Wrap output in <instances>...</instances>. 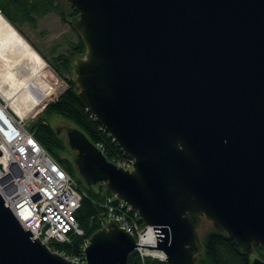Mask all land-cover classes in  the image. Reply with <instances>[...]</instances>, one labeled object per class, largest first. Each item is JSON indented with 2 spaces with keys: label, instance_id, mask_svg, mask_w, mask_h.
I'll list each match as a JSON object with an SVG mask.
<instances>
[{
  "label": "water",
  "instance_id": "95a60500",
  "mask_svg": "<svg viewBox=\"0 0 264 264\" xmlns=\"http://www.w3.org/2000/svg\"><path fill=\"white\" fill-rule=\"evenodd\" d=\"M66 1L85 45L71 64L77 96L133 159L124 169L52 117L84 182L135 210L167 264H196L202 216L244 253L264 249V0ZM31 234L0 195V264H79ZM135 253L116 220L83 250L85 264Z\"/></svg>",
  "mask_w": 264,
  "mask_h": 264
},
{
  "label": "trees",
  "instance_id": "16d2710c",
  "mask_svg": "<svg viewBox=\"0 0 264 264\" xmlns=\"http://www.w3.org/2000/svg\"><path fill=\"white\" fill-rule=\"evenodd\" d=\"M0 12L22 35H24V26L35 28L38 20L48 13L60 15L62 21H67L74 31L71 17L77 13L71 6L68 12H63L60 0H0ZM75 34L77 38L75 42L68 41L65 51H58L57 47H53L50 50L52 56L49 58L37 49L48 60L55 73L67 83V87L46 104L39 118L30 125L29 129L39 144L74 179L81 195L74 216L83 233L73 235L69 242L52 240L49 243L53 251L68 258L81 257L84 242L104 226L107 216L105 201L111 192L104 182L86 184L72 159L62 156L63 153L70 152V148L66 138L58 135L52 128L50 117L59 116L78 127L93 143L101 147L109 161L117 163L126 158L119 145L77 96L78 88L71 72V64L74 57L84 53L85 45L80 35L76 32ZM137 222L140 227L144 226L141 220ZM200 241L201 249L196 255V264H251L253 255L264 260V249L259 244L253 243V254L248 255L234 239L213 227L204 232ZM130 264H167V262L158 257L150 255L141 257L135 253Z\"/></svg>",
  "mask_w": 264,
  "mask_h": 264
},
{
  "label": "built area",
  "instance_id": "2783aa9c",
  "mask_svg": "<svg viewBox=\"0 0 264 264\" xmlns=\"http://www.w3.org/2000/svg\"><path fill=\"white\" fill-rule=\"evenodd\" d=\"M6 130L5 133L0 126V150L3 151L0 156L6 162L5 170L0 172V195L4 203L21 226L31 231L32 238L37 237L47 245L52 240L69 242L73 235H81L83 231L74 216L81 195L74 179L39 144L23 122L7 126ZM132 162L133 159L126 156L116 164L131 170ZM105 205L104 225L116 220L125 231L134 235L136 242L141 238L156 240L153 228L145 224L140 227L138 213L122 199L111 193ZM87 244L88 240L84 242L83 250ZM136 253L141 257L150 255L164 259L160 251H150L139 245ZM81 257L70 259L85 264L84 254Z\"/></svg>",
  "mask_w": 264,
  "mask_h": 264
},
{
  "label": "bare ground",
  "instance_id": "6f19581e",
  "mask_svg": "<svg viewBox=\"0 0 264 264\" xmlns=\"http://www.w3.org/2000/svg\"><path fill=\"white\" fill-rule=\"evenodd\" d=\"M54 92L45 61L0 12V126L5 133L7 126L21 124ZM155 242L141 238L136 247L158 251L150 249Z\"/></svg>",
  "mask_w": 264,
  "mask_h": 264
},
{
  "label": "rangeland",
  "instance_id": "374dc122",
  "mask_svg": "<svg viewBox=\"0 0 264 264\" xmlns=\"http://www.w3.org/2000/svg\"><path fill=\"white\" fill-rule=\"evenodd\" d=\"M60 1H61V10L65 13L68 12L69 6H70L68 2L66 0H60ZM23 31H24V35H22L19 31L18 32L30 43V45L36 50L39 56L45 61L46 71L51 77V82L54 84V90H55V92L48 99H46L42 105L38 106L34 110V112H32L28 116V118L24 119L23 121L21 120L24 123V126L29 130L30 125L34 123L37 120V118H39L46 104L50 100L57 97V95L61 93L63 90H65L67 87V83L59 75L55 73V71L52 69V67L48 63V60L45 59L41 53H43L47 58H49L52 56V53L50 50L53 47H57L58 51H65L68 47L67 42L68 41L75 42L77 38L75 34L76 31L74 30L75 31L74 32L71 29L67 21L63 22L61 19V16L58 15L57 13H48L44 15L41 19L38 20L37 26L35 28L24 26ZM37 49L40 50L41 53ZM10 112L12 111L10 110ZM52 117H58V118H61V117L51 116L49 119V122L52 128L58 134V132L52 125V122H51ZM15 118L19 119L16 115H15ZM29 131L32 132L31 130ZM62 156L71 158L73 163L75 164L74 162L75 156L71 149H70V152L63 153ZM75 166L77 167L76 164ZM211 227H212L211 222L202 216L200 218V222L198 226V234L200 238L204 234V232L210 229Z\"/></svg>",
  "mask_w": 264,
  "mask_h": 264
}]
</instances>
